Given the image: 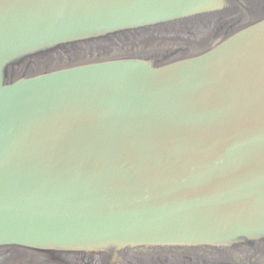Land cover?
<instances>
[{"label": "water", "instance_id": "obj_1", "mask_svg": "<svg viewBox=\"0 0 264 264\" xmlns=\"http://www.w3.org/2000/svg\"><path fill=\"white\" fill-rule=\"evenodd\" d=\"M0 264H264V0H0Z\"/></svg>", "mask_w": 264, "mask_h": 264}]
</instances>
